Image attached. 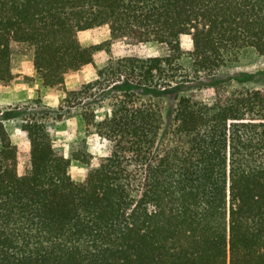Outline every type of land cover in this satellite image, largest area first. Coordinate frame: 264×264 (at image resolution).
Instances as JSON below:
<instances>
[{
    "label": "trees",
    "instance_id": "1",
    "mask_svg": "<svg viewBox=\"0 0 264 264\" xmlns=\"http://www.w3.org/2000/svg\"><path fill=\"white\" fill-rule=\"evenodd\" d=\"M103 26L168 55L112 59L43 115L0 109V264H264V88L218 77L245 50L264 56V0H0V83L27 51L44 86L64 88L99 49L78 34ZM50 113H77L107 144L75 149L80 183Z\"/></svg>",
    "mask_w": 264,
    "mask_h": 264
},
{
    "label": "rangeland",
    "instance_id": "2",
    "mask_svg": "<svg viewBox=\"0 0 264 264\" xmlns=\"http://www.w3.org/2000/svg\"><path fill=\"white\" fill-rule=\"evenodd\" d=\"M78 39L84 48L99 49L95 52L91 64L67 75L65 86L61 89L44 86L34 69L33 55L30 52H15L11 57V72L17 76V80L9 85L0 83V109L27 108L28 111H37L39 115H43L45 110H57L63 106L68 92L80 90L83 85L95 81L99 72L107 67L112 59L131 57L149 59L168 55L166 45L156 42L136 45L126 41L110 43V30L107 26L82 31L78 34ZM218 74L220 79L231 81L233 86L264 88V56L258 55L252 49L245 50ZM229 88L231 90L234 87ZM160 105L166 123L170 104L164 100ZM105 114L106 109H102L97 120H103ZM53 116L54 114L50 113L46 121L52 126L51 137L54 148L70 160L69 174L75 182L80 183L86 178L88 167L74 159L75 149L80 147V150L88 154L102 156L107 151V144L91 133V129H88L77 113L61 121H55ZM20 120L21 117L18 116L11 119L7 125L10 140L14 144L24 142L18 127ZM163 141L166 146V136Z\"/></svg>",
    "mask_w": 264,
    "mask_h": 264
},
{
    "label": "crops",
    "instance_id": "3",
    "mask_svg": "<svg viewBox=\"0 0 264 264\" xmlns=\"http://www.w3.org/2000/svg\"><path fill=\"white\" fill-rule=\"evenodd\" d=\"M41 83V82H40Z\"/></svg>",
    "mask_w": 264,
    "mask_h": 264
}]
</instances>
